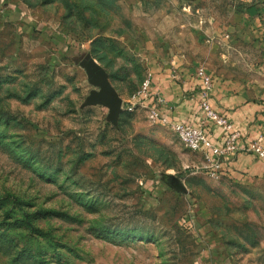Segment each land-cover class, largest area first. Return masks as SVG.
Here are the masks:
<instances>
[{
    "label": "rangeland",
    "instance_id": "1",
    "mask_svg": "<svg viewBox=\"0 0 264 264\" xmlns=\"http://www.w3.org/2000/svg\"><path fill=\"white\" fill-rule=\"evenodd\" d=\"M250 2L117 0L69 16L0 0V264H264V180L211 175L134 104L153 60L183 56L211 83L236 72L218 31ZM90 59L122 99L117 126L86 105Z\"/></svg>",
    "mask_w": 264,
    "mask_h": 264
},
{
    "label": "crops",
    "instance_id": "2",
    "mask_svg": "<svg viewBox=\"0 0 264 264\" xmlns=\"http://www.w3.org/2000/svg\"><path fill=\"white\" fill-rule=\"evenodd\" d=\"M250 1L224 31H218L242 64L233 73H210L208 93L210 106L240 134V148L254 143L264 147V0ZM199 68L183 56L153 60L147 107L171 122L199 127L205 117L201 108L205 84ZM204 128L214 144H225L227 136L214 122L206 121ZM218 175L240 183L264 180V160L250 152H232L223 159Z\"/></svg>",
    "mask_w": 264,
    "mask_h": 264
},
{
    "label": "built area",
    "instance_id": "3",
    "mask_svg": "<svg viewBox=\"0 0 264 264\" xmlns=\"http://www.w3.org/2000/svg\"><path fill=\"white\" fill-rule=\"evenodd\" d=\"M197 74L205 84L203 100L201 103V108L204 112L205 117L199 127L190 124L171 122L166 118H161L155 108L147 107L145 101L149 96L151 74L149 75V79L145 85L144 90L139 94L138 97L135 98L136 101L134 104H141L147 107L149 109V118L152 122L161 124L173 131L189 151L197 154H202L205 162V168L213 176L218 175L223 164V159L232 152H250L257 156L259 159L264 160V147L259 143H254L253 145L244 148L238 147L237 140L239 139L240 134L234 131L232 123L226 116L219 114L209 104L208 93L212 86L210 76L207 74L203 67H200L198 69ZM140 98H144V101H141ZM158 100L161 101V98L158 97ZM206 121L214 122L226 134V142L222 147L214 144L209 138L204 128V124Z\"/></svg>",
    "mask_w": 264,
    "mask_h": 264
},
{
    "label": "water",
    "instance_id": "4",
    "mask_svg": "<svg viewBox=\"0 0 264 264\" xmlns=\"http://www.w3.org/2000/svg\"><path fill=\"white\" fill-rule=\"evenodd\" d=\"M86 69L89 82L98 87L89 96L86 105H100L109 109L108 119L112 124L118 125L119 117L123 112L122 99L110 83L107 72L93 59L83 63Z\"/></svg>",
    "mask_w": 264,
    "mask_h": 264
},
{
    "label": "trees",
    "instance_id": "5",
    "mask_svg": "<svg viewBox=\"0 0 264 264\" xmlns=\"http://www.w3.org/2000/svg\"><path fill=\"white\" fill-rule=\"evenodd\" d=\"M22 1L31 6V0ZM38 2L40 5L60 4L70 16L73 15V13L77 10L75 6H94L99 10H103L104 6H115L117 0H38ZM24 223L28 228H33L36 230V228L28 220H26Z\"/></svg>",
    "mask_w": 264,
    "mask_h": 264
}]
</instances>
